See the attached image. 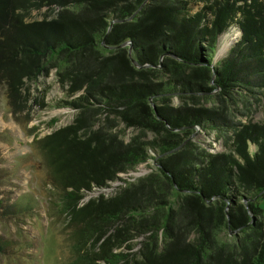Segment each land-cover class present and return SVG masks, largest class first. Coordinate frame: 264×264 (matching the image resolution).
<instances>
[{
	"label": "trees",
	"instance_id": "trees-1",
	"mask_svg": "<svg viewBox=\"0 0 264 264\" xmlns=\"http://www.w3.org/2000/svg\"><path fill=\"white\" fill-rule=\"evenodd\" d=\"M196 5L202 8L191 11ZM42 9L51 16L31 20ZM233 24L238 41L212 67L218 39ZM51 70L78 114L37 144L59 213L70 220L73 264H264L256 203L264 198V123L226 125L213 109L192 105L215 90L220 97L236 88L264 90V0H0V98L13 115L23 110L27 84ZM170 97L183 104L172 107ZM95 105L160 139L149 147L106 144L100 133L88 134ZM194 128L231 130L229 151L194 154L184 144ZM150 149L163 155V186L149 177L145 202L127 189L82 203L86 193L146 163ZM165 188L172 200L164 193L151 199ZM13 208L28 210L30 202L6 207L0 199V212ZM131 230L147 235L133 256L120 250L132 249ZM6 246L0 239V254Z\"/></svg>",
	"mask_w": 264,
	"mask_h": 264
},
{
	"label": "rangeland",
	"instance_id": "rangeland-1",
	"mask_svg": "<svg viewBox=\"0 0 264 264\" xmlns=\"http://www.w3.org/2000/svg\"><path fill=\"white\" fill-rule=\"evenodd\" d=\"M193 7L191 11L202 8L201 5ZM56 11L57 9L53 12ZM49 15L47 9H42L33 12L31 20H42ZM227 32L226 37L218 39L211 61L212 67L223 60L230 51L228 48L238 41L239 31L235 24ZM66 90L67 87L62 86L58 81L55 70H51L47 76L39 77L35 82L27 84L26 91L23 92L25 104L17 115H13L7 99L3 96L0 98V199H3L6 207L17 202H30L28 210L17 211L13 208L15 213L9 215L5 212L12 208L0 212V239L7 244L4 252L0 254V264H73L74 262L70 220L66 215L59 213L61 208L57 206L60 204L57 189L52 183L47 159L41 152L40 145L37 144V141L45 136L74 123L78 111L67 106L74 97H69ZM218 94L219 90H215L214 96L208 101L201 98L192 105L194 108L202 106L213 109L224 117L226 125L264 123V90L236 88L232 92V97H220ZM190 102L192 103V100L187 101L188 104ZM169 104L177 108L183 102L181 103L180 98L170 97ZM94 108L97 112H92L90 116L93 126L88 134L100 133L104 136L106 144L112 147L125 146L133 140L139 144V147L145 145L149 147V144L160 139L155 132L144 131L137 126H128L115 113L104 112V107L101 108V112L99 106L95 105ZM117 110L119 107H116ZM229 138L232 139L231 130L194 128L184 144H190L196 155L217 154L229 151L231 145ZM254 151L255 148L250 146L249 152L252 154ZM148 155L150 159L146 163L138 165L133 171L117 175L123 181L109 182L106 188H95L85 194L82 203L100 195L104 199L114 198L127 189H135L133 199L145 202L146 190H148L147 179L160 176L157 172V160L163 156H160L157 149L148 150ZM162 182L163 178L159 177L161 186H163ZM163 193L167 201L173 199L172 191L168 188L161 190L159 196L152 193L151 199L161 198L160 195ZM256 203L262 210L264 224V198ZM112 233H114L113 229L107 235ZM131 233L133 239L128 243L133 245L132 249L127 250L124 244L120 250L133 256V253H138L147 235L135 236L136 233L132 230ZM221 237L225 238L223 235Z\"/></svg>",
	"mask_w": 264,
	"mask_h": 264
},
{
	"label": "water",
	"instance_id": "water-1",
	"mask_svg": "<svg viewBox=\"0 0 264 264\" xmlns=\"http://www.w3.org/2000/svg\"><path fill=\"white\" fill-rule=\"evenodd\" d=\"M129 52H130V50H129ZM244 203H246V201H244ZM252 222H253V219H252ZM252 222H251V223H252Z\"/></svg>",
	"mask_w": 264,
	"mask_h": 264
}]
</instances>
